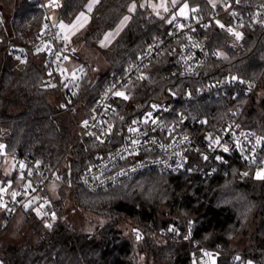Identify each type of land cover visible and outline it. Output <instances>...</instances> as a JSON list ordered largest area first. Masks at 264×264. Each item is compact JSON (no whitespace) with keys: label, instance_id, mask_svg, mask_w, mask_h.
<instances>
[{"label":"trees","instance_id":"trees-1","mask_svg":"<svg viewBox=\"0 0 264 264\" xmlns=\"http://www.w3.org/2000/svg\"><path fill=\"white\" fill-rule=\"evenodd\" d=\"M88 1L58 0L59 17L76 16ZM141 1L98 0L94 6L91 28L81 37L83 44L90 47L97 46L102 35L119 23L130 4H138L115 47L100 49L109 63L108 69L94 77L93 68L85 65L86 76L70 108L60 106L55 92L44 87L46 71L41 58L30 57L23 62L14 53L0 49V140L5 155L18 154L50 170L58 169L61 189L72 186L79 206L109 217L92 233H86L73 230L62 219V199L55 200L61 217L51 227L34 211L40 202L31 205L25 213L33 232L21 244L0 246L2 264H191L184 221L191 223L193 239L216 253L215 264H234L235 253L241 254L240 260L264 262V178H258L256 169L241 161L234 160L226 175L195 178L189 173L151 171L98 192L83 185V173L98 144H76L69 151L81 125L105 84L123 74L147 46L165 36L177 21L170 23L149 7H141ZM188 1L198 6L192 16L208 14L213 9L209 0ZM46 14V5L38 6L37 0H17L9 26L10 39L30 40L44 28ZM251 21L245 27L246 52L237 55L228 51L227 57L210 58L198 78L170 76L168 54L153 62L143 78L129 87L130 110L138 114L150 102L173 91L194 92L211 76L261 79L259 93L248 104L244 124L264 135V26ZM208 33L213 48L225 49L223 37L216 30L211 28ZM0 35L6 36L1 31ZM233 104L225 97L194 103L192 109L215 125ZM66 154L69 163L63 167L61 160ZM3 155L0 154L1 160ZM123 219L132 223L133 237L118 227ZM11 221L4 213L1 215L0 233ZM176 230H180L179 240L172 241L170 235ZM139 234L145 238L135 247L133 240Z\"/></svg>","mask_w":264,"mask_h":264},{"label":"built area","instance_id":"built-area-1","mask_svg":"<svg viewBox=\"0 0 264 264\" xmlns=\"http://www.w3.org/2000/svg\"><path fill=\"white\" fill-rule=\"evenodd\" d=\"M37 1L38 6L45 4L47 7L44 28L37 30L27 42H15L7 35H0V49L14 53L23 62L30 57L41 58L46 71L44 87L55 92L60 106L70 108L86 76L87 67L75 63L67 70V60L76 58L77 50L59 27L50 22L48 6L53 5V0ZM248 20H252L251 24L264 26L263 1L222 0L213 5L208 14L181 17L169 27L165 36L147 46L123 74L105 84L69 148L70 151L76 144H98L83 173L85 188L93 192L106 190L139 173L151 171L189 173L195 178L226 175L234 160L255 168L257 173H264V135L244 124L248 104L259 93L261 79L211 76L194 92L180 94L173 91L150 102L138 114L129 108L130 85L165 54L169 57L170 76L200 77L210 58L220 56V49L213 48L209 42L208 31L211 28L223 37L225 49L237 55L244 54ZM229 28L232 32L228 31ZM233 33H240L241 38L236 39ZM116 91L123 92L128 98L115 96ZM225 97L234 104L219 124L211 125L207 116L193 113L194 103ZM129 128L137 131L130 132ZM217 138L219 144L214 143ZM133 140L137 143L133 144ZM224 147L229 151L224 152ZM10 155L24 180L12 183L7 176L0 178V207L6 219L13 220L19 211L44 199L47 200L44 210L46 224H53L61 216L48 186L59 177L58 169L50 170L29 157ZM66 157L67 154L61 162ZM14 192L18 193L15 198ZM184 223L188 229L186 242L191 249V264H215L212 256L216 253L194 240L191 223ZM161 234L164 236L165 232ZM179 235L180 230L172 231L170 238L176 241ZM144 238L145 235L139 234L133 240L134 246ZM241 257L235 253L234 264H264L257 260H240Z\"/></svg>","mask_w":264,"mask_h":264},{"label":"rangeland","instance_id":"rangeland-1","mask_svg":"<svg viewBox=\"0 0 264 264\" xmlns=\"http://www.w3.org/2000/svg\"><path fill=\"white\" fill-rule=\"evenodd\" d=\"M16 1L17 0H0V31L5 33L7 37H10L9 26L13 20ZM209 1L212 3V5H215L222 0ZM53 2V5L48 6L50 22L59 27V29L64 33L66 40L77 50L76 58H74L72 61L67 60V70H69V67H72L75 63L83 64L93 68L94 77L99 76L109 67V63L103 56L100 49H112L115 47L121 35L126 30L131 20L132 13L138 7L137 2L130 4L129 8L135 4V9L133 11H129L128 9V12L122 17L119 23L114 28L106 31L100 38L98 45L92 47L83 44L81 37L91 28V12L98 0H89L83 11L69 19H63L59 17L57 12L58 0H53ZM184 4H187L188 7L185 9V15L181 16L179 15V11ZM89 5H91V10H89ZM141 5H143V7H149L151 12L156 15L167 17V21H173V16H175V20L181 17H190L191 13L194 12L193 9H195V11L198 9L197 5L191 4L188 0H175V5H173V0H142L140 2V6ZM161 5L167 6L168 11H165L164 7ZM81 13H83V16H81ZM125 16L129 18L127 21L124 20ZM74 24L76 27L72 28V25ZM61 25L64 27H61ZM228 53L229 52L227 49H223L220 51V56L227 57ZM0 145H3L1 140ZM2 154L4 155L3 159H0V166L2 168L0 178L7 176L12 183L20 182L23 176L20 175L14 158L11 155H5L4 147L2 148ZM68 163L69 157H66L62 163L63 167H67ZM48 187L50 195L54 200H63L62 219L73 230L92 233L96 227L102 226L109 219L108 216L99 215L92 210H88L79 206L73 194L72 186L62 187L61 189V176H59L55 181L50 182ZM46 203L47 200L43 199L34 207V211L40 217H44V220L46 219L44 211V206ZM2 214L3 209L0 207V220ZM26 217L27 213H25V209H22L17 213L7 229L0 233V246L6 245L8 243L21 244L32 234L33 228L27 224ZM118 227L123 229L126 235H132L133 237L134 232L131 229L132 223L129 220L123 219ZM212 261L214 263L216 262V256H212ZM0 264H2L1 258Z\"/></svg>","mask_w":264,"mask_h":264},{"label":"snow or ice","instance_id":"snow-or-ice-1","mask_svg":"<svg viewBox=\"0 0 264 264\" xmlns=\"http://www.w3.org/2000/svg\"><path fill=\"white\" fill-rule=\"evenodd\" d=\"M173 5H175V0H173ZM161 6L164 7V10H165V11H168V7H167V6H165V5H161ZM135 7H136V5L133 4L132 7L129 8V11H133V10L135 9ZM141 7H143V5H141ZM187 7H188V5H187V4H184L183 7L180 8L179 15L184 16V15H185V9H186ZM89 10H91V5H89ZM193 11H195V9H193ZM81 16H83V13H81ZM128 19H129V18H128L127 16L124 17V20H125V21H127ZM173 20H175V16H173ZM170 23H171V21H170ZM61 27H64V26L61 25ZM75 27H76L75 24L72 25V28H75ZM179 27L183 28V25H180ZM221 27H223V25H221ZM228 31H229V32H232V29L229 28ZM233 35L235 36L236 39H240V38H241L240 33H233ZM141 78H143V77H141ZM233 79H235V78H233ZM114 95H115V96H118V97H123L124 99H127V98H128V97H127L123 92H121V91H116V92L114 93ZM149 115H151V114H149ZM153 122H154V121H153ZM85 123H87V122H85ZM128 130H129L130 132H132V131H137V130L134 129V128H129ZM132 143L135 144V143H137V141H136V140H133ZM214 143L219 144V143H220L219 139L217 138V139L214 141ZM238 146H239V144H238ZM3 147H4V145H0V148H3ZM223 150H224V152H228V151H229L228 147H224ZM206 158H207V157H205V159H206ZM217 159H220V157H217ZM20 167H23V165H21ZM257 176H258V178H264V173H257ZM29 186H30V185H29ZM12 195H13V198H15V196L18 195V193H15V192H14ZM25 207H28V205H25ZM47 226H48V227H51V225H47ZM205 255H210V254L205 253ZM237 259H239V257H237Z\"/></svg>","mask_w":264,"mask_h":264},{"label":"crops","instance_id":"crops-1","mask_svg":"<svg viewBox=\"0 0 264 264\" xmlns=\"http://www.w3.org/2000/svg\"><path fill=\"white\" fill-rule=\"evenodd\" d=\"M19 183V182H18Z\"/></svg>","mask_w":264,"mask_h":264}]
</instances>
